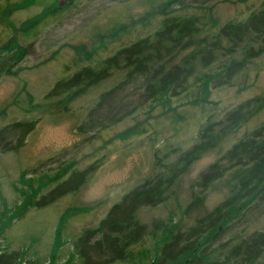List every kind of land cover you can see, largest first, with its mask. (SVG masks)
<instances>
[{
    "label": "trees",
    "instance_id": "16d2710c",
    "mask_svg": "<svg viewBox=\"0 0 264 264\" xmlns=\"http://www.w3.org/2000/svg\"><path fill=\"white\" fill-rule=\"evenodd\" d=\"M28 4L14 3L3 13L8 17ZM214 8L206 0H164L154 4L131 25L146 28L159 20L152 38L132 41L102 60L97 58V49L72 45V61L67 68H78L68 78L58 80L40 106L55 102L56 109L66 111L72 103L115 75L120 80L98 96L79 126L81 132H85L84 127L96 125L103 129L115 125L137 113L145 103L153 108L160 107L161 115L171 123L185 121L187 115L179 111L184 104L178 103L182 96L189 98L186 105L208 103L211 84H228L234 71L264 53V1L245 19L223 24L213 19ZM62 9L58 5L54 9L44 8L38 16L18 27L9 20H0V75L26 57L31 49L29 43L40 38L42 26ZM205 14L209 15L207 21L202 19ZM127 34L128 29L121 27L106 39L108 44H116ZM237 54H240L239 62L232 61L221 72L208 71L218 62V56L233 59ZM139 77L143 82L138 81ZM131 85L134 87L130 95L139 90V94L134 95L139 99L137 106L129 108L124 102L129 95L118 98ZM263 109L264 95H259L228 110L218 119L212 121L209 117L190 148L181 151L174 161L160 164L161 170L154 178L123 195L96 228H87L76 237L73 248L80 263H129L144 239H156L160 232L153 264H264V229L249 230L248 218L254 216L257 220L264 214V121L200 173L196 186L202 191L220 180H225L229 188L225 198L210 211L196 216L186 228L183 226L184 217L203 203L198 196L175 221L171 216L167 223L156 222L153 230H148L136 217L140 209L162 204L194 162L216 150ZM36 121L19 120L0 128V150L5 153L20 149ZM141 131L131 128L121 139L139 135ZM92 171L93 166L78 169L71 162L56 168L53 174L40 175L36 181L25 180L21 175L20 185L28 190L13 184L16 197L11 203L0 195V233L30 209L45 208L78 191ZM33 183L37 184L36 188ZM49 186L47 192H40ZM81 213L77 208L62 212L53 251L60 247L65 223ZM18 263L17 253L0 254V264Z\"/></svg>",
    "mask_w": 264,
    "mask_h": 264
},
{
    "label": "rangeland",
    "instance_id": "374dc122",
    "mask_svg": "<svg viewBox=\"0 0 264 264\" xmlns=\"http://www.w3.org/2000/svg\"><path fill=\"white\" fill-rule=\"evenodd\" d=\"M161 1L164 0H31L28 4V0H0V20H9L16 27L38 16L44 8L54 9L57 5L63 8L42 26L40 38L29 43L31 49L26 57L0 75V128L14 121L37 119L20 149L5 153L0 150V195L11 203L16 197L13 184L28 190L20 185L21 175L25 180L32 178L36 181L40 175L53 174L56 168L67 163L72 162L78 169L93 166L92 173L78 191L45 208H32L21 219L6 226L0 233V254L17 253L18 264H81L75 255L73 242L83 230L96 228L123 195L145 180L154 178L161 170L160 164L174 161L181 151L190 148L197 140L198 130L209 117L213 121L247 99L264 95L263 53L234 71L228 84H211L208 103L186 105L189 98L182 96L178 103L184 106L179 111L187 115L182 122L171 123L161 115L160 107L153 108L145 103L137 113L115 125L103 129L96 125L84 127L85 132H81L79 126L98 96L120 80L115 75L72 103L66 111L56 109L55 102L40 106L55 83L68 78L78 68H67L72 61V45L95 48L98 60H102L132 41L152 38L159 27V20L146 28L131 25ZM263 1L206 0L215 6L213 19L221 24L245 19L258 10ZM24 2L28 4L25 9L12 12L8 17L3 13L11 9L10 5ZM208 16L205 14L203 21H207ZM121 27L127 28L129 34L121 36L116 44H108V35ZM239 60L240 54L233 59L218 56V62L212 64L208 71L221 72L232 61ZM139 80L143 82L141 77ZM133 87H127L118 98L129 95L124 101L129 108L138 105L139 96L134 95L139 94V90L130 95ZM263 121L264 109L225 139L216 150L194 162L171 188L162 204L140 209L136 216L139 222L151 230L154 223H167L171 216L175 221L198 196L203 203L184 217L183 226L186 228L196 216L210 211L225 198L229 188L225 180H220L202 191L196 186L200 173ZM134 127L142 130L139 135L121 139L125 131ZM33 184L36 188L37 184ZM50 188L40 192L45 193ZM67 208L81 209L82 213L65 223L60 247L53 251L59 218ZM248 218L249 230L264 229V214L257 220L254 216ZM157 234L161 236L160 232ZM158 236L156 239L145 238L143 244L136 248L133 260L121 264H153Z\"/></svg>",
    "mask_w": 264,
    "mask_h": 264
}]
</instances>
